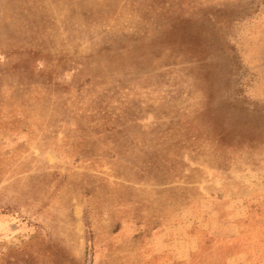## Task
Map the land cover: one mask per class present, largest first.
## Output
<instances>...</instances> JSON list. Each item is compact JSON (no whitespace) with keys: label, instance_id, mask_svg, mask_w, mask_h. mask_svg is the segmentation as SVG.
<instances>
[{"label":"rangeland","instance_id":"obj_1","mask_svg":"<svg viewBox=\"0 0 264 264\" xmlns=\"http://www.w3.org/2000/svg\"><path fill=\"white\" fill-rule=\"evenodd\" d=\"M0 264H264V0H0Z\"/></svg>","mask_w":264,"mask_h":264}]
</instances>
